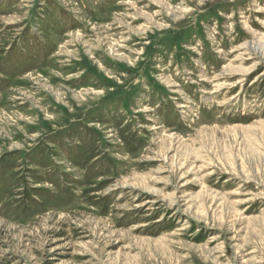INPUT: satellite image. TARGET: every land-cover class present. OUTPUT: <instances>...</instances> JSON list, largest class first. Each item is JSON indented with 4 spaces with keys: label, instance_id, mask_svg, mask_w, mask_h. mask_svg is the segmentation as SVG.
Wrapping results in <instances>:
<instances>
[{
    "label": "rangeland",
    "instance_id": "1",
    "mask_svg": "<svg viewBox=\"0 0 264 264\" xmlns=\"http://www.w3.org/2000/svg\"><path fill=\"white\" fill-rule=\"evenodd\" d=\"M0 264H264V0H0Z\"/></svg>",
    "mask_w": 264,
    "mask_h": 264
},
{
    "label": "bare ground",
    "instance_id": "2",
    "mask_svg": "<svg viewBox=\"0 0 264 264\" xmlns=\"http://www.w3.org/2000/svg\"><path fill=\"white\" fill-rule=\"evenodd\" d=\"M147 109V108H146Z\"/></svg>",
    "mask_w": 264,
    "mask_h": 264
}]
</instances>
